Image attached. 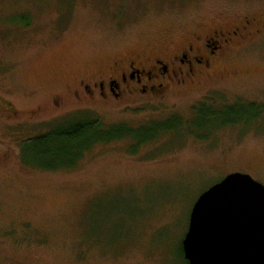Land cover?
Here are the masks:
<instances>
[{
    "label": "rangeland",
    "instance_id": "rangeland-1",
    "mask_svg": "<svg viewBox=\"0 0 264 264\" xmlns=\"http://www.w3.org/2000/svg\"><path fill=\"white\" fill-rule=\"evenodd\" d=\"M247 18L264 20V0H0V264H187L182 242L198 197L233 172L264 184V114L205 127L194 111L264 104L263 29L232 44L218 76L198 88L77 100L68 87L142 47ZM55 95L60 108L5 116L9 102L35 109ZM173 116L182 118L174 135L99 141L55 171L29 165L46 160L21 148L37 136L24 133L74 117L137 129Z\"/></svg>",
    "mask_w": 264,
    "mask_h": 264
},
{
    "label": "flooded vegetation",
    "instance_id": "flooded-vegetation-1",
    "mask_svg": "<svg viewBox=\"0 0 264 264\" xmlns=\"http://www.w3.org/2000/svg\"><path fill=\"white\" fill-rule=\"evenodd\" d=\"M262 29L264 31V20L247 18L241 20L239 25L231 26L228 29L215 28L209 32L201 30L200 33H193V36L183 41L167 38L160 45H154L152 48L142 47V49H137L127 55L113 59L108 63L106 70L103 68L98 75L92 74L90 77H81L76 84L68 87V92H73L77 100H90L96 97L119 100L125 94L162 95L173 87L198 88L197 86L204 81L218 76L219 69L216 65L228 56L227 51L232 49V44L237 43L236 45L240 47L254 32H260ZM63 98L62 95H55L50 105L42 106L40 103L35 109L23 110L17 109L13 102H9L8 107L4 108L5 116L7 115L16 121L23 118L24 121L27 118L25 115L20 114L26 113L35 118L42 113V110L48 111V109L62 107L64 104ZM201 106L218 110V108L226 105L216 107L202 103L194 108L195 115L198 114ZM178 118L182 119L179 116H173L164 122L182 121L177 120ZM79 119L74 117L57 122L54 127L43 132L24 133L23 135L37 136L25 140L22 145L37 137L52 135L57 129L63 127V124L78 122ZM177 128L175 123L170 131L149 132L148 135H174L173 133ZM187 133L205 138L202 131H187ZM11 135L17 134L12 132ZM29 165L34 166L35 164ZM35 166L41 168L38 165Z\"/></svg>",
    "mask_w": 264,
    "mask_h": 264
},
{
    "label": "water",
    "instance_id": "water-1",
    "mask_svg": "<svg viewBox=\"0 0 264 264\" xmlns=\"http://www.w3.org/2000/svg\"><path fill=\"white\" fill-rule=\"evenodd\" d=\"M189 264H264V184L233 172L194 203L182 242Z\"/></svg>",
    "mask_w": 264,
    "mask_h": 264
},
{
    "label": "trees",
    "instance_id": "trees-1",
    "mask_svg": "<svg viewBox=\"0 0 264 264\" xmlns=\"http://www.w3.org/2000/svg\"><path fill=\"white\" fill-rule=\"evenodd\" d=\"M250 105L230 104L222 108L213 109L201 106L198 111L199 121L206 125H212V121L223 120V125L247 124L251 120H258L264 114V104L249 103ZM250 111L251 113H248ZM248 113L250 115L245 114ZM176 121L155 122L149 126L141 128H131L127 125H114L106 127L100 121H83L65 123L63 127L57 129L52 135L37 137L25 142L22 146L23 154L26 157L46 160L43 163L33 164L40 166L44 170H55L56 168L73 167L83 157L84 153L99 141H112L123 137H130L138 144H142L157 138L158 135H141L149 132L170 131ZM138 133V135H136ZM206 138V137H205ZM35 149H34V148ZM138 148V147H137ZM29 150V152H28ZM33 157V156H32ZM25 158V156H24ZM28 163L26 159H23ZM183 253V247H182ZM184 255V253H183ZM186 263L189 262L186 260Z\"/></svg>",
    "mask_w": 264,
    "mask_h": 264
}]
</instances>
